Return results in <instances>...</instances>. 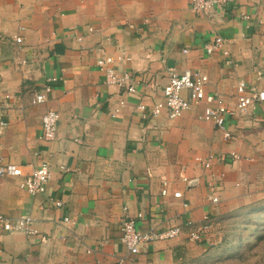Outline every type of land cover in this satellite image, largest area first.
I'll use <instances>...</instances> for the list:
<instances>
[{"label":"crops","instance_id":"crops-1","mask_svg":"<svg viewBox=\"0 0 264 264\" xmlns=\"http://www.w3.org/2000/svg\"><path fill=\"white\" fill-rule=\"evenodd\" d=\"M263 29L264 0L203 12L188 0H0V164L27 173L44 160L50 170L47 189L36 195L19 187L22 177L0 176V214L29 215L36 230L0 226V264H187L205 244L188 238L187 220L196 225L209 212L212 223L224 206L264 198V102L228 116L226 140L199 118L201 106L174 119L151 115L170 68L201 71L206 91L230 107L238 81L264 87ZM217 35L227 40L226 54L205 51ZM121 53L130 59L116 68L134 76L132 94L106 83L96 65ZM44 85L47 100L32 104ZM47 110L60 115L50 141L41 138ZM210 154L206 170L197 158ZM181 174L200 184L185 190ZM212 179L214 206L205 187ZM138 213L143 229L179 225L183 232L127 253L121 220Z\"/></svg>","mask_w":264,"mask_h":264},{"label":"built area","instance_id":"built-area-1","mask_svg":"<svg viewBox=\"0 0 264 264\" xmlns=\"http://www.w3.org/2000/svg\"><path fill=\"white\" fill-rule=\"evenodd\" d=\"M233 0H188L189 6L195 12L207 11L214 7L222 9L229 8ZM264 33V29H263ZM80 39V38H79ZM17 42L21 41L20 37H16ZM227 40L217 35L209 43L204 45L205 51L210 54L215 51L227 53L224 45ZM129 56L121 53L116 56L103 55L96 59L98 69L104 74L105 82L115 85L122 89L125 93L132 94L135 91L134 76L130 71H118L117 65L122 61L129 60ZM208 82L207 76L197 69H184L176 71L172 68L168 70V78L166 84L160 91V97L151 108V115L157 116L161 113L174 119L182 115L185 111L195 106H201L199 118L212 123L214 128L221 132L223 138L229 139L230 131L227 129L226 119L230 115L244 116L248 113L249 107L255 102H264V87L257 88L247 85L244 81H238L236 85V97L232 107H230L224 98L218 93L207 92L205 87ZM51 91L49 85H44L40 92H36L32 98V104H42L47 100V93ZM124 100H120L123 104ZM140 110H144L145 106L140 103ZM59 112L56 110H47L41 117V138L46 141L54 139L59 120ZM6 126L5 121L0 118V135ZM215 157L210 154L206 157L197 158L199 164L206 170H210L214 165ZM22 166L19 164L8 163L0 164V176L22 177L19 187L24 189L31 195L43 193L47 189L50 180V170L47 161H40L36 167L29 172L23 173ZM179 180L185 185V190H190L200 184L198 177H188L181 174ZM208 190L207 199L211 206L218 203L219 186L216 181L208 180L205 184ZM161 195H167V181L161 180ZM173 197L182 196L181 191H174ZM57 206L61 202L55 203ZM182 206L186 207L187 203L182 202ZM209 212L203 216L200 223L196 224L187 220L186 226L190 228L188 238L193 241L209 240V233L212 226ZM142 218V213H138L136 217H123L120 225V242L124 245L127 253L135 254L139 252L140 245L157 240L172 239L182 234V228L179 225H171L165 228L149 225L141 228L137 219ZM64 222L69 221L68 217L63 218ZM0 226L4 231H22L26 234H34L36 230L32 226V218L29 215L20 216L14 220L0 214ZM122 259H119L121 262Z\"/></svg>","mask_w":264,"mask_h":264},{"label":"rangeland","instance_id":"rangeland-1","mask_svg":"<svg viewBox=\"0 0 264 264\" xmlns=\"http://www.w3.org/2000/svg\"><path fill=\"white\" fill-rule=\"evenodd\" d=\"M209 236L187 264H264V198L219 209Z\"/></svg>","mask_w":264,"mask_h":264}]
</instances>
